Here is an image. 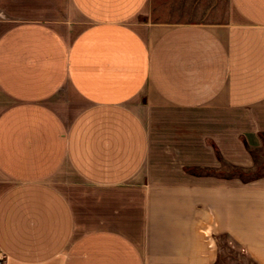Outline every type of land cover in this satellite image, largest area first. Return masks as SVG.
<instances>
[{"label": "crops", "instance_id": "1", "mask_svg": "<svg viewBox=\"0 0 264 264\" xmlns=\"http://www.w3.org/2000/svg\"><path fill=\"white\" fill-rule=\"evenodd\" d=\"M263 135L264 0H0V264H264Z\"/></svg>", "mask_w": 264, "mask_h": 264}, {"label": "rangeland", "instance_id": "2", "mask_svg": "<svg viewBox=\"0 0 264 264\" xmlns=\"http://www.w3.org/2000/svg\"><path fill=\"white\" fill-rule=\"evenodd\" d=\"M261 139L260 147L248 148L253 165L248 168L235 166L233 176L236 180L249 182L264 178V135L261 136ZM225 170H229V168ZM221 254L225 264H257L241 250V247L226 239L221 241Z\"/></svg>", "mask_w": 264, "mask_h": 264}, {"label": "trees", "instance_id": "3", "mask_svg": "<svg viewBox=\"0 0 264 264\" xmlns=\"http://www.w3.org/2000/svg\"><path fill=\"white\" fill-rule=\"evenodd\" d=\"M236 169V168H235ZM222 240V239H221ZM238 245V244H237ZM218 246H219V248H221V242H218ZM219 261L220 262H222V263H224L223 261H222V254L221 253H219ZM225 264V263H224Z\"/></svg>", "mask_w": 264, "mask_h": 264}]
</instances>
